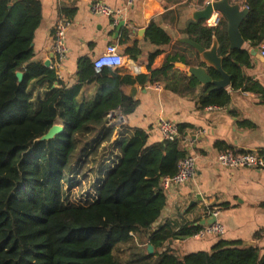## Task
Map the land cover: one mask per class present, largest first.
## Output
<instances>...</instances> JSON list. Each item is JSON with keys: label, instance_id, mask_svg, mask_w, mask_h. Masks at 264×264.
Returning <instances> with one entry per match:
<instances>
[{"label": "trees", "instance_id": "trees-1", "mask_svg": "<svg viewBox=\"0 0 264 264\" xmlns=\"http://www.w3.org/2000/svg\"><path fill=\"white\" fill-rule=\"evenodd\" d=\"M245 3L248 15L240 31L257 48L264 43V0ZM41 24L40 0H0V264H264L261 248L239 240H220L210 251L185 256L166 247L202 228L160 223L167 205L162 180L174 176L189 153L181 143L184 126L178 139L153 144L144 128L124 125L113 140L115 129L108 127L110 112L129 116L139 106L124 86L161 82L174 92H195L198 80L174 70L177 62L206 67L200 53L178 44L197 60L173 51L153 69L162 53L157 49L148 56L150 74L137 77L111 68L98 72L83 58L77 83L69 86L54 69L33 60ZM183 34L205 49L216 42L232 89L248 87L242 65H250V52L230 48L226 19L217 28L191 21ZM145 39L158 47L172 41L155 22ZM127 53L138 59L142 50L135 43ZM208 70L214 80L221 79L215 68ZM230 102L226 89L202 85L197 105L223 108ZM55 125L63 131L46 138ZM88 172L96 175L92 192L73 199Z\"/></svg>", "mask_w": 264, "mask_h": 264}, {"label": "crops", "instance_id": "crops-1", "mask_svg": "<svg viewBox=\"0 0 264 264\" xmlns=\"http://www.w3.org/2000/svg\"><path fill=\"white\" fill-rule=\"evenodd\" d=\"M40 1L42 24L35 35L33 60L44 64L51 58L55 26L61 18L69 19L72 24L66 36L67 58L59 75L65 84L73 86L77 83L80 60L89 58L94 62L110 44L117 45L126 59L124 67L117 71L132 77L150 74L148 56L157 49L162 53L154 59L153 69L161 67L173 51L197 60L196 54L178 44L191 46L183 41L189 38L183 32L191 21H198L194 19L195 13L209 0H134L129 8L126 7L127 0ZM98 2L121 13L95 15L92 6ZM152 22L169 34L170 45L158 47L146 41V31ZM203 22L206 25V21ZM135 43L142 50L138 59L127 53ZM215 46L216 42L206 52L210 53ZM242 49L250 52V65H242L248 78L245 87L249 88L234 90L231 85L226 87L231 94V102L226 107L199 109L197 101L202 84L195 92L179 93L161 82L136 83L123 88L127 95L139 101L136 112L124 115L126 120L121 125L111 126L118 118L108 123V127L115 129L113 140L119 137V130L124 125H130L146 129L150 144L161 142L160 118L173 121L179 128L184 126V135L191 139L189 151L198 157L196 176L188 183L166 189L167 205L160 223L171 220L176 224L196 225L210 220L212 213L218 210V221L225 226V234L168 242L166 247L179 256L210 251L220 240H239L246 245L253 242L252 246L264 251V173L251 168L227 169L215 162L217 154L225 150L264 153V56L261 45L251 48L246 42ZM199 60L207 68L214 67L203 54ZM189 68L177 62L174 73L189 76Z\"/></svg>", "mask_w": 264, "mask_h": 264}, {"label": "built area", "instance_id": "built-area-1", "mask_svg": "<svg viewBox=\"0 0 264 264\" xmlns=\"http://www.w3.org/2000/svg\"><path fill=\"white\" fill-rule=\"evenodd\" d=\"M134 0H127L126 7L129 8L133 4ZM246 0H230L231 4L239 5L241 9H247L248 5ZM92 12L95 15L112 16L120 14L121 11H116L110 6L103 3H95L92 6ZM222 14H213L212 17L206 21V26L210 28H217L223 20ZM72 22L67 18H61L54 29L53 35V60L51 62V69H54L59 78V71L67 58L68 48L66 45L67 31L70 28ZM262 55L264 56V43L261 44ZM111 61V63H109ZM126 59L121 54L119 47L115 44L107 46L105 52L97 57L93 64L96 70L103 68H111L112 70H120L124 67ZM161 86V85H160ZM213 109V108H210ZM158 130L162 141H174L180 137V128L178 124L171 120L160 118L158 121ZM182 145L187 146L188 149L192 147L191 139L184 137L181 141ZM215 162L227 169L236 168H251L256 169L264 173V153L256 152H236L227 150L217 154ZM198 157L189 151V153L180 161L177 173L162 180L164 189H169L172 186H179L191 181L197 173ZM213 217L217 219L214 224H206L193 236L195 239L204 238L210 234L223 236L225 234V226L218 221L219 211L215 210L212 213Z\"/></svg>", "mask_w": 264, "mask_h": 264}, {"label": "water", "instance_id": "water-1", "mask_svg": "<svg viewBox=\"0 0 264 264\" xmlns=\"http://www.w3.org/2000/svg\"><path fill=\"white\" fill-rule=\"evenodd\" d=\"M213 14H222L226 19L230 48L232 50L242 49L246 42L242 37L240 28L243 20L248 15V10L241 9L239 5L231 4L230 0H209L203 9L195 13L194 19L198 21H207L212 17ZM143 32H145V30ZM183 41L194 47L200 54H203L204 57L214 65L213 68H215L221 74V79L214 80L210 75L207 67H191L189 68V76L195 77L202 85H213L215 90L225 89L230 85L231 77L227 72L224 71L222 58L218 55L217 52L218 45L215 46L210 53H208L206 52V49L204 47L189 38L183 39ZM52 60L53 55L48 61L44 63V65L50 68ZM97 71L99 72L100 70ZM18 76L19 78H22V74H19ZM108 118L110 121H114L116 118H118V121L116 123H111L112 127L121 125L126 120L125 116L121 114L120 111L110 112ZM62 131V126L60 127L59 125H55L47 134L46 138H51L55 134L61 133ZM216 221L217 219L215 217H212L208 221H201L199 225H210L216 223ZM250 244L254 245L253 242L248 243L247 245ZM149 251H154L153 246L149 247Z\"/></svg>", "mask_w": 264, "mask_h": 264}, {"label": "rangeland", "instance_id": "rangeland-1", "mask_svg": "<svg viewBox=\"0 0 264 264\" xmlns=\"http://www.w3.org/2000/svg\"><path fill=\"white\" fill-rule=\"evenodd\" d=\"M223 20H224V18H223ZM59 126L61 127V125H59ZM88 175H90V176H88V179H86V181H83L81 186L74 188L73 194H72L73 199L79 200V199L85 197V195L87 193L92 192V183H93V181H95L96 175L94 173L91 174L89 172H88Z\"/></svg>", "mask_w": 264, "mask_h": 264}, {"label": "clouds", "instance_id": "clouds-1", "mask_svg": "<svg viewBox=\"0 0 264 264\" xmlns=\"http://www.w3.org/2000/svg\"><path fill=\"white\" fill-rule=\"evenodd\" d=\"M109 63H111V61H109Z\"/></svg>", "mask_w": 264, "mask_h": 264}]
</instances>
